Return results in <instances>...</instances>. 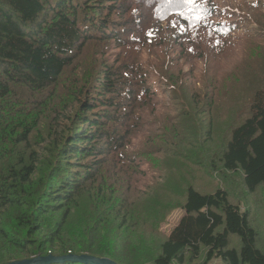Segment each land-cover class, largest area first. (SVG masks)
I'll return each mask as SVG.
<instances>
[{
	"label": "trees",
	"instance_id": "1",
	"mask_svg": "<svg viewBox=\"0 0 264 264\" xmlns=\"http://www.w3.org/2000/svg\"><path fill=\"white\" fill-rule=\"evenodd\" d=\"M236 2L0 0V264H264V69L233 73L264 50V0Z\"/></svg>",
	"mask_w": 264,
	"mask_h": 264
},
{
	"label": "rangeland",
	"instance_id": "2",
	"mask_svg": "<svg viewBox=\"0 0 264 264\" xmlns=\"http://www.w3.org/2000/svg\"><path fill=\"white\" fill-rule=\"evenodd\" d=\"M240 1L242 0H239L238 2H236L234 0V2L236 3H239ZM237 36H241V34H237ZM241 41H239L240 43ZM237 42L236 44V47H238V44ZM241 55H237L235 56L236 58H239ZM253 58L255 59H251V60H248L246 62H243V67L241 65V62L237 59L236 61V68H235V71L233 72L235 76H239V75H244L246 73V70H251V71H256V72H260L262 69H264V50L261 51V52H255L253 54ZM212 61H210L208 64H210ZM216 62V61H215ZM214 64L212 63L211 66H213ZM234 65L232 67H234ZM227 66H223L221 68V70H226ZM241 82V81H240ZM239 82V83H240ZM198 85V84H197ZM198 87H200L198 85ZM165 90H162V93H164ZM167 100L169 101L170 105H171V108H170V111L172 114L176 115L178 113V108L180 109H183V113H186V106L184 104H182V102H180V99L177 98V94L171 96V97H168ZM71 106L69 107H66L64 110L62 111H57L55 112L54 114V121H53V125L52 127H54V129H52L53 131V134L52 135V139L55 138V136L57 135V133L61 132L64 128V125H65V118L67 117V114H73L74 113V110H71L70 108ZM57 109V108H56ZM204 113V112H202ZM161 115H162V109L158 112V114H156L155 118H153L152 120L155 122L153 125H152V130H158L160 131V118H161ZM183 128V127H181ZM171 135V132H169L168 136ZM217 138V137H216ZM215 138V139H216ZM51 142V140H47L46 142H44L43 146H41V149L38 150V154L41 153V156H42V153L45 152V149H44V145L46 144H49ZM164 149H167L168 150V153L166 154V157L170 160L171 164L173 167H175L176 169L179 168L180 166V158H175L174 157V154L176 152V148L175 146L173 145L172 141H170L169 143L165 144L164 145ZM176 159V160H174ZM188 170H191V167L188 168ZM238 179V178H237ZM239 181V179H238ZM93 192L91 194L92 196V199L94 200V202H98V197H97V188L99 187V184H94L93 186ZM170 194H174V193H171V191H169ZM175 195V194H174ZM85 198H82V200L80 201V203H86L85 202ZM87 201V200H86ZM89 202V201H88ZM96 207H101L100 204L96 203ZM87 205V203H86ZM160 204H158L157 208L159 207ZM87 208H88V205H87ZM87 209H80V212H76L74 210H72L71 212V218H75V219H80L82 218V215L85 213ZM143 212H148V213H151V214H156L154 212V209H152L151 211H147V210H144ZM184 216V211L180 208L172 211L168 217L161 222V225H160V231L162 234H164V236H169L171 234V232L173 231V229L179 224L181 218ZM142 241L139 243L138 241L141 240ZM147 241V237H138V238H132L130 240H120L121 242V245H123L124 247H127L129 242H133L135 245H140V244H143L146 248H151L153 246V243L152 242H146ZM55 247V246H54ZM74 249L75 248H67L66 250L69 251V250H72L74 252ZM59 251V250H57ZM127 261H131V258L127 255ZM132 262V261H131ZM209 264H222L221 260L220 259H213Z\"/></svg>",
	"mask_w": 264,
	"mask_h": 264
},
{
	"label": "water",
	"instance_id": "3",
	"mask_svg": "<svg viewBox=\"0 0 264 264\" xmlns=\"http://www.w3.org/2000/svg\"><path fill=\"white\" fill-rule=\"evenodd\" d=\"M73 261L88 264H117L116 262L108 258H98L90 255H74L69 254L66 256H53L49 255L47 257H38L30 260H23L21 262H12L9 264H50L53 262H64Z\"/></svg>",
	"mask_w": 264,
	"mask_h": 264
},
{
	"label": "snow or ice",
	"instance_id": "4",
	"mask_svg": "<svg viewBox=\"0 0 264 264\" xmlns=\"http://www.w3.org/2000/svg\"><path fill=\"white\" fill-rule=\"evenodd\" d=\"M189 2H191V0H189Z\"/></svg>",
	"mask_w": 264,
	"mask_h": 264
}]
</instances>
